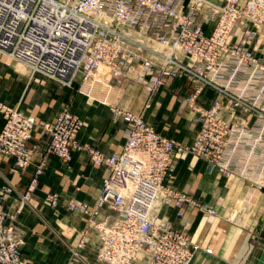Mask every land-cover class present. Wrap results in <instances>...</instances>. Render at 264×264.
I'll return each mask as SVG.
<instances>
[{
	"label": "built area",
	"instance_id": "obj_1",
	"mask_svg": "<svg viewBox=\"0 0 264 264\" xmlns=\"http://www.w3.org/2000/svg\"><path fill=\"white\" fill-rule=\"evenodd\" d=\"M129 32L170 50L169 55L153 53L172 80H183L190 89L188 108L200 124L191 152L225 178L237 175L264 192V0H0V56L64 88L99 75L117 81L136 75L154 92L162 79L154 64L132 49L147 48ZM206 89L216 93L210 107L199 103ZM111 111L114 122L128 124L123 151L108 156L84 148L95 165L109 171L98 206L116 213L114 219L90 221L89 230L100 241L98 262L136 264L143 256L147 264H191L202 247L153 218L161 200L174 202L180 215L189 201L186 193L168 186L178 164L175 141L159 134L143 114ZM0 114V157L24 169L37 119L1 102ZM83 127V119L67 110L46 122L48 153L71 162ZM37 185L36 176L23 204ZM10 193V188L0 189V264H26L22 239L7 224ZM51 203L59 205L57 195ZM197 207L216 216L214 209ZM67 208L90 213L89 205L79 201L68 202ZM89 230L73 252L75 261L84 260Z\"/></svg>",
	"mask_w": 264,
	"mask_h": 264
},
{
	"label": "crops",
	"instance_id": "obj_2",
	"mask_svg": "<svg viewBox=\"0 0 264 264\" xmlns=\"http://www.w3.org/2000/svg\"><path fill=\"white\" fill-rule=\"evenodd\" d=\"M152 58L148 56L145 59L152 61ZM181 58L187 62V59ZM157 63L154 62L156 74L162 83L156 86L154 92L145 84L138 83L136 75H129L121 81L99 75L107 78L108 85L103 86L96 81L90 85L87 97L80 92L73 93L72 90L59 92L56 88L59 84L53 82L56 86L45 91V98L31 99L34 107L29 113L36 117L38 126L29 143L30 163L19 170L13 159L0 157V189L11 190L5 204L7 224L22 237V255L26 264H102L97 260L100 241L97 232L93 228L89 230V224L92 220L99 222L105 218L114 219L116 213L107 206H98L109 171L95 165L84 148L91 146L108 156L123 151L127 143L128 124L114 122L112 108L143 114L146 122L159 134L176 141L180 147L185 148L194 142L200 124L199 115L188 108L190 89L183 80H172L162 70L164 66ZM6 70H0V76L7 73ZM8 72V79H0V100L3 104L21 108L16 84L11 81L12 71ZM40 85L35 83L32 89L37 90ZM33 93L35 91L31 96L35 95ZM215 98L216 93L206 89L199 103L210 107ZM65 104L84 120L73 158L67 163L48 153L49 138L42 129L46 122L57 119L65 110ZM2 126L3 118L0 114V129ZM207 168L205 161L183 155L174 177L168 182L173 190L187 193L189 201L183 207V214H179L174 202L161 200L154 209L153 218L187 234L195 244L202 247L191 264H264V216L262 219L259 216L258 224L247 225H240L239 219L236 222L226 219L220 207L224 196L218 194L216 185L225 187L227 178L216 181L209 176ZM36 176L37 188L30 201L23 204L22 196ZM231 191L233 193H229V196L235 202L241 197V192ZM54 195L58 196L60 202L56 208L51 206ZM71 201L88 204L90 213L68 210L67 205ZM197 204L216 210V216L200 211ZM86 230L89 233L88 244L83 251L84 260L75 261L73 252ZM206 249H211L212 254L206 253ZM136 264L147 262L140 256Z\"/></svg>",
	"mask_w": 264,
	"mask_h": 264
},
{
	"label": "rangeland",
	"instance_id": "obj_3",
	"mask_svg": "<svg viewBox=\"0 0 264 264\" xmlns=\"http://www.w3.org/2000/svg\"><path fill=\"white\" fill-rule=\"evenodd\" d=\"M216 3L222 4L225 0H213ZM134 39L142 44L144 47L147 49L145 50H140L138 46L133 47L132 49L142 56V58H147L148 56L153 57L152 58V64H158L157 62H160L161 65H165V62L159 58L157 55H155L153 52L157 51L162 54H168L170 50L166 49L164 46L158 44L157 42L147 38L143 37L141 35H138L136 33L129 32ZM154 61V62H153ZM156 67V65H154ZM7 69L5 72L1 74V80H6L9 77V70L11 72V81L15 82L17 91H18V102L21 103V110L25 112L28 115H31L29 110L34 107V104L31 103V99L35 100L34 98L36 97H43V94L45 91H48L53 85V81L43 77L42 75H36L32 76L31 70L23 65L22 63H19L17 61H14L13 59L9 58L8 56L1 55L0 56V70ZM96 81L100 82L103 86L108 85V80L107 78L103 76H98L90 81H83L82 79H79L78 82L71 88V89H66L62 87L61 85L56 86L59 92L62 91H68L72 90L73 93H78L80 92L83 96H89V88L90 85L95 83ZM41 82H44L43 85H40ZM39 84L40 86L37 88V90L32 89L33 84ZM82 90V91H81ZM35 91L31 96V93ZM37 92V94H36ZM45 98V97H43ZM1 103L3 101L0 100ZM17 102V103H18ZM5 104V103H4ZM65 110L70 111L68 109V106L65 104ZM64 110V111H65ZM71 112V111H70ZM73 113V112H72ZM78 115V114H77ZM82 118V117H81ZM84 121V120H83ZM172 140V139H171ZM174 141V140H173ZM176 143V153H177V161L179 163L180 158L184 156H192L194 159L200 161L201 159L194 155L191 152V146H186L185 148L180 147L178 143ZM178 166V164H177ZM208 173L211 178L215 179L216 181H219L221 179H224L225 177L222 176L218 171H213L210 169L208 165ZM177 170V168H176ZM176 173V172H175ZM237 176V175H236ZM240 177H231V178H225L227 184L225 187L221 185H216V190H218V194L224 196L222 199V205L220 206L221 209L224 210L226 219L231 220L233 222H236L239 219V224L240 225H247V224H258L259 216L262 217L264 216V192L259 191L255 186L249 185L239 179ZM238 179V180H237ZM237 180V181H236ZM220 182V181H219ZM169 186V183H168ZM213 187V186H212ZM171 188V187H170ZM233 191H240L241 192V197L235 202L232 201V196H229V193H233ZM178 192L186 193L181 190H175ZM229 191V192H227ZM262 192V193H261ZM187 194V193H186ZM60 203V202H59ZM53 208H56L57 206L52 205ZM226 211V212H225ZM257 220V221H256ZM262 224H264V220H262ZM14 229V228H13ZM16 234L21 237L17 231L15 230ZM22 239V237H21ZM22 247H23V242H22Z\"/></svg>",
	"mask_w": 264,
	"mask_h": 264
}]
</instances>
